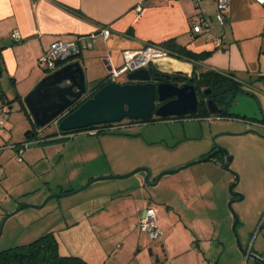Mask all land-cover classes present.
Returning a JSON list of instances; mask_svg holds the SVG:
<instances>
[{"label": "rangeland", "instance_id": "obj_1", "mask_svg": "<svg viewBox=\"0 0 264 264\" xmlns=\"http://www.w3.org/2000/svg\"><path fill=\"white\" fill-rule=\"evenodd\" d=\"M202 8L211 30L224 35L228 41L233 36L230 24L220 27L215 23L216 14L212 4L205 2ZM210 15L214 16L213 19ZM198 20L199 16L194 22ZM247 33L242 32V36ZM198 38L195 39L198 43H205L204 36ZM51 73L47 71V74ZM126 79L127 74L117 82ZM4 83L5 87L9 85L6 79ZM87 87L90 90L92 84L87 82ZM257 92L256 100L264 114V91ZM0 107L8 111V126L0 132V229L3 228L0 252L32 243L51 231L60 237L68 215L71 211L77 212L78 205L83 203L86 196H103L118 190L124 192L126 188L136 191L133 195L137 196L142 186L137 176L146 177L144 172H139L126 179L98 181L78 194L52 198L47 202L50 197L59 195L52 193V187L61 183L65 188H70L82 182L80 178L87 175L90 166H97L98 163V167L108 173L113 168L114 174L110 172L103 177L125 176L146 168L151 171V183L154 184L160 174L175 171L204 158L199 157L200 154L221 148L233 157L229 170L221 165L222 168H218L214 162H204L177 174H168L156 185L143 188L150 204L155 206L163 237L161 241H152L141 228L137 229L138 234L129 228L132 235L125 247H131V252H134L135 242H139L138 236L142 235L146 244L153 248L154 264H172V260L173 264H254L252 259L246 261L245 254L250 250L264 258V123L211 114L207 118L122 126L115 132L98 135L78 133L68 140L32 145L24 153L23 161L19 162L16 150L10 146L29 141L26 133L32 125L20 101H10L8 106L0 99ZM49 135L58 139L59 131L53 123L41 130L40 138ZM74 137L75 140H72ZM57 144L64 146L55 147ZM45 147L52 148L47 150ZM181 163L184 164L171 169ZM137 165L141 167L127 174L115 173L131 170ZM236 177L239 183L234 192L242 198L232 197L230 192ZM179 193L191 196L190 206H185L188 203L182 201L181 205L175 206L178 217H175V212L171 218L160 215L158 198L177 204L181 198L177 196ZM232 201L234 203L230 208ZM22 205L27 207L8 218ZM205 217L209 219L210 226L200 221ZM236 217L239 221L237 236L233 229ZM103 225L97 226L98 230H102ZM203 225L209 227L202 228ZM178 226L182 227V232ZM103 230L106 235L116 232L115 227ZM196 243H199L198 249L202 255L198 259L190 251ZM112 246L115 251L116 244ZM145 253L147 249L142 251L141 256Z\"/></svg>", "mask_w": 264, "mask_h": 264}, {"label": "crops", "instance_id": "obj_2", "mask_svg": "<svg viewBox=\"0 0 264 264\" xmlns=\"http://www.w3.org/2000/svg\"><path fill=\"white\" fill-rule=\"evenodd\" d=\"M206 3L212 4L215 9L212 2ZM203 4L205 2L198 9L190 0H0V86L5 93L2 100L8 106L17 97L24 101L50 75L47 74L48 69L39 64V60L55 42L78 43L83 46L81 55L73 62L81 63L86 81L93 85L107 78L112 71L123 67L120 64L124 63L125 51H141L150 44H162L171 39H176L179 44L186 45L195 53H210L205 61L197 64V73L207 70L232 73L242 83L245 91L257 99V91H264V7L255 0H231L227 23L224 26L217 25L225 27L229 23L233 36L227 41L224 35L212 31L222 39V45L217 47L208 35L198 36L192 32V24L200 12L208 20ZM137 7H141L140 13L136 10ZM213 17L210 15L211 19ZM104 29L110 30L108 38L104 37ZM15 31L20 33V41L12 38ZM242 32L248 33L242 36ZM202 36L205 43H198L195 39ZM251 40L253 41L249 43ZM165 63L167 64L164 65ZM155 66L159 70L182 72L188 77L196 69L194 64L173 57L161 60ZM5 79L9 82L6 87ZM54 142L55 140L47 144ZM43 144L45 143H41ZM61 145L63 144L55 147L62 148ZM208 154L210 152H205L199 157ZM183 164H176L171 169ZM213 164L222 168L217 162ZM96 165L90 166L87 175L80 178L82 182L73 184L70 188H65L60 183L52 187V193L80 192L77 189L87 182L109 175L110 172L114 174L113 168L108 173L100 169L98 163ZM138 167L141 165L115 173L127 174ZM137 178L143 183L145 176ZM130 190L126 188L124 192L118 190L103 196H86L83 203L78 205L77 212L71 211L61 228V249L82 257L91 264H154L153 248L146 244L142 235H137L140 240L135 242L134 252H131V247H125L132 235L129 228L136 230L134 234H138L137 226L144 212L155 209L141 188L138 189L137 196L133 195L136 191ZM177 196L181 197L177 204L158 198L160 215L171 218L175 212V217H178L175 206L181 205L182 201L188 203L185 206L192 203L189 194ZM208 220L205 217V220L200 221L210 226ZM101 224H105V227L98 230L97 226ZM209 226L203 225L202 228ZM107 227H115L116 232L106 235L103 229ZM178 229L182 232L181 226ZM112 244H116L115 251L112 250ZM198 247L199 243H196L190 248L197 259L201 255ZM145 249L147 253L141 256ZM173 262L172 260V264Z\"/></svg>", "mask_w": 264, "mask_h": 264}, {"label": "water", "instance_id": "obj_3", "mask_svg": "<svg viewBox=\"0 0 264 264\" xmlns=\"http://www.w3.org/2000/svg\"><path fill=\"white\" fill-rule=\"evenodd\" d=\"M163 71V70H161ZM163 72L185 75L182 72ZM148 69H141L127 74L130 83L110 82L102 87L93 97L83 102L72 113L60 120L59 130L63 133L74 132L90 127L121 123L128 119L130 121H145L154 114L158 118L187 117L194 116L198 112L199 100L197 88L193 84L179 86L173 83L163 82L161 79H154ZM88 92L84 69L80 62L69 63L45 77L33 91L24 99L28 112L37 128H45L62 116L70 107L79 102ZM0 93L5 96L0 86ZM211 89L205 91L209 96ZM16 100V99H15ZM159 103V107H157ZM208 109L212 115H228L230 118H237L246 121L264 122V114L257 100L244 92H239L233 99L228 111L222 109L215 100L208 102ZM223 154L226 157L223 168L230 169L233 157L225 149L217 148L206 157L184 165L175 171H167L160 174L154 184L151 183V171L146 168L137 169L133 173L125 176L102 177L91 180L86 186L80 189L85 190L98 181L109 179H126L144 172L146 177L142 183V190L146 186L156 185L168 174H177L187 168L204 162H217L215 157ZM239 178L230 187L232 197L242 198L234 192L238 186ZM75 191L67 194H59L52 198L67 197L76 194ZM234 200V199H233ZM232 201L229 207L232 208ZM27 205H22L18 210L8 216L12 217ZM146 211L143 214L145 216ZM239 221L236 217L234 232L237 236L236 228ZM3 228L0 229V236ZM239 242V238H237ZM246 261L252 259L260 264H264L262 257L251 252L246 253ZM254 263V264H255Z\"/></svg>", "mask_w": 264, "mask_h": 264}, {"label": "trees", "instance_id": "obj_4", "mask_svg": "<svg viewBox=\"0 0 264 264\" xmlns=\"http://www.w3.org/2000/svg\"><path fill=\"white\" fill-rule=\"evenodd\" d=\"M193 32V30H192ZM194 35H197L193 32ZM199 36V35H198ZM153 45V44H152ZM161 49H164L170 56L173 58H176L178 60L189 62L194 64V72L191 77L185 76V75H175L167 72H163L159 70L155 65H150L148 70L152 73L153 76H156L158 78H161L163 82L173 83V84H179V82H188L191 84H194L197 88V91H202V94L205 96V91L208 89L212 90V93L210 94L211 97L218 98L220 96H225L224 98H234L239 92H244L245 89L242 86V83L238 81V79L233 75L232 73H225V72H219L215 70H207L202 73H197V64L205 61L208 56H210V53H195L192 50H190L186 45L179 44L176 39H171L169 41H166L162 44H155ZM59 60L56 62L58 63ZM74 60H71L70 62L65 63L69 64L73 62ZM58 67L62 65V63L57 64ZM110 77L111 74L102 80H99L95 82L92 85V88L88 90V92L82 97V99L77 102L74 106L70 107L62 116H60L57 119H62L66 115L72 113L76 108H78L83 102L87 101L91 97H93L102 87H104L106 84L110 83ZM249 94V93H247ZM209 95V96H210ZM5 96L0 93V99H3ZM16 98V100H19L23 104V110L28 117L30 123H31V129L26 133L29 139H32L34 137H39L41 135L42 128H37L34 125V122L28 112V109L26 105L24 104V101L21 99ZM198 116L208 117L211 116L209 111L202 109V114H199ZM221 117L220 115H218ZM228 116V115H225ZM264 123V122H263ZM112 126L110 124L105 125V127ZM95 127H90L87 129H82L78 131H74L75 133L84 132L86 130L93 129ZM121 129H105L104 131H100V133L103 132H115V130ZM74 132H67L68 133H74ZM97 133V134H100ZM53 135L46 136L44 139L52 138ZM54 140H47L45 141V144L53 142ZM21 143H17L14 145H18ZM138 228V227H137ZM0 264H91L86 259L75 256L72 254H69L61 249V243L59 240L58 235L56 232L51 231L45 234L44 236H41L40 238L36 239L34 242L29 243L27 245L17 246L14 248H10L7 250H4L0 252ZM255 264H260L256 262Z\"/></svg>", "mask_w": 264, "mask_h": 264}, {"label": "built area", "instance_id": "obj_5", "mask_svg": "<svg viewBox=\"0 0 264 264\" xmlns=\"http://www.w3.org/2000/svg\"><path fill=\"white\" fill-rule=\"evenodd\" d=\"M194 2L198 9L201 8V4L203 2L209 1L215 5L216 17L215 23L224 26L228 21V10L230 7L231 0H190ZM261 6L264 7V0H255ZM139 13L141 12V7H137L136 9ZM201 11V10H200ZM204 14L200 12L199 20L193 22L192 30L197 35H208L214 41L217 47L222 45V39L213 34L211 30V26L206 18L203 16ZM103 34L105 38L110 36V30L104 29ZM12 38L15 41L21 40V35L18 31L12 33ZM83 46H80L78 43H63V42H55L52 44L50 49L40 58L39 64L44 65L49 71H55L58 68L65 66L64 64L74 60L79 57L82 53ZM1 51V47H0ZM124 57V65L120 70H114L111 72L110 81L117 82L118 78L122 75L129 74L131 72H135L141 69H148L150 65H159L161 60L170 58V56L164 49L159 48L156 45H148L146 48L141 51H125L123 53ZM62 63L61 66L58 67V63ZM67 65V64H66ZM164 67V66H162ZM8 120V111L4 107H0V132L6 128ZM61 119H56L53 124L59 131L58 139L48 138L47 140H68L71 139L74 135L73 133L64 134L59 130V123ZM97 131H90V134L95 135ZM63 136V137H62ZM34 137L27 142H23L18 145H12L11 148L15 149L18 157L17 160L19 162L23 161L24 153L32 146L41 143H45L47 141L44 138ZM141 228L142 231L152 240V241H161L163 237V233L158 225V216L154 209H147L144 217L140 219V222L137 226Z\"/></svg>", "mask_w": 264, "mask_h": 264}, {"label": "flooded vegetation", "instance_id": "obj_6", "mask_svg": "<svg viewBox=\"0 0 264 264\" xmlns=\"http://www.w3.org/2000/svg\"><path fill=\"white\" fill-rule=\"evenodd\" d=\"M154 79H161V78H158V77H156V76H152ZM122 83H130L127 79L124 81V82H122ZM185 84H191V83H188V82H179V86H183V85H185ZM177 85V84H176ZM194 85V84H193ZM197 96H198V100H199V108H198V112H197V114L196 115H194V116H187V117H171V118H158V117H156L155 116V114L151 117V118H149L148 120H145V121H130V120H128V119H126V120H124L123 122H121V123H116V124H110V125H112V126H110V128L109 127H105V125H100V126H95V128H93V129H90V130H86V131H84V132H79V133H84V134H90V131H97L98 133H100V131H104L105 129H116V128H118V127H122V126H124V127H130V126H133V125H135V126H142V125H145V124H150V123H159V122H166V121H183V120H187V119H197L198 117L199 118H207V117H203V116H198L199 114H202V109L203 110H206V111H209V109H208V102H209V100H211V99H213V100H215L216 102H217V104L222 108V109H225V111H228V109L230 108V106H231V104H232V101H233V99L234 98H232V100L229 98H224L225 96H220V97H218V98H214V97H211V95L210 96H207V95H203L202 94V91H197ZM159 103H157V107H159ZM212 116V115H211ZM211 116H208V117H211ZM219 117V116H218ZM222 117H228V116H225V115H223ZM126 121V122H125ZM125 122V123H124ZM250 122H255V121H250ZM76 134H78V132L77 133H73V135H76ZM92 135V134H91ZM215 150H217V149H213V151H215ZM212 151V152H213ZM211 152V153H212ZM224 155L223 154H220V155H217L216 157H215V160L217 161V163L219 164V165H221L222 167L224 166V163H225V161H224ZM250 252L251 253H253V251L252 250H250ZM263 260H264V258H263Z\"/></svg>", "mask_w": 264, "mask_h": 264}]
</instances>
